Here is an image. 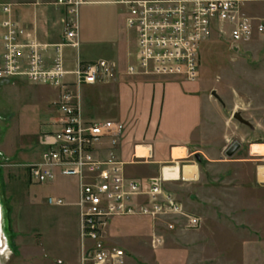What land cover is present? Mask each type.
<instances>
[{"label": "rangeland", "instance_id": "rangeland-1", "mask_svg": "<svg viewBox=\"0 0 264 264\" xmlns=\"http://www.w3.org/2000/svg\"><path fill=\"white\" fill-rule=\"evenodd\" d=\"M240 1L244 13L256 20L264 19V0ZM2 5L0 1L1 10ZM142 76L183 77L157 73ZM177 82L183 83V88L187 87L185 84L200 88L205 108L206 93L212 96L216 90L226 103V121L230 126L224 140L227 129L221 128L219 148L199 151L200 162L192 156L168 161L161 167L199 164L196 178L166 182L164 189L175 193L201 223L195 228L185 227L188 231L180 237L166 227L165 219H116L106 239L140 264H262L264 183H258L256 178L264 167V152L253 153L252 147L259 145L264 150V34L242 42L236 49L231 47L227 34L215 33L201 48L198 80ZM50 86L20 78L0 85V203L6 218L0 224V245L9 243L10 247L0 264H56L57 256L71 259L77 255L78 210L80 218L81 215L79 206L78 209L73 203L78 200L79 179L60 174L55 181L42 185L29 178L30 165L46 149L47 134L56 128L59 119L58 95ZM175 92L174 89L170 94L176 100L172 103L176 110L185 104V95L181 98ZM234 112H241L254 128L237 121ZM234 141L242 146L233 157H228L225 152ZM146 166L149 168H145V173L162 174L161 168L157 171L149 164ZM57 198L64 203L55 204L52 199ZM158 238L162 242L155 243ZM168 254L177 257L170 261ZM159 258L164 260L160 263Z\"/></svg>", "mask_w": 264, "mask_h": 264}, {"label": "built area", "instance_id": "built-area-1", "mask_svg": "<svg viewBox=\"0 0 264 264\" xmlns=\"http://www.w3.org/2000/svg\"><path fill=\"white\" fill-rule=\"evenodd\" d=\"M87 0H57L66 11L63 41L51 46L48 66L44 49L35 39L24 41L23 31L12 17V7L2 5L7 17L0 44V78H26L34 84L52 85L60 91L56 104L59 119L49 132L46 149L29 167L34 184L56 179L58 173L80 181L78 206L84 241L81 264H126L127 252L106 239L114 218L151 217L166 220L175 230L182 223L195 228L201 220L186 211L177 197L164 189V174L145 182L128 179L116 154L124 135L118 120H86L82 116L76 87L109 83L116 79L117 66L107 59L79 62L66 69L64 48L79 46L78 14ZM128 7L127 24L137 37L135 52L126 67L129 75L169 74L195 81L200 76L201 48L217 32L227 34L232 48L264 34V19L256 20L242 11L240 0H116ZM73 75V79L68 76ZM144 147V146H143ZM135 153V159L147 160ZM146 196L140 203L138 198ZM55 204L63 199H52ZM154 242H161L158 238Z\"/></svg>", "mask_w": 264, "mask_h": 264}, {"label": "crops", "instance_id": "crops-1", "mask_svg": "<svg viewBox=\"0 0 264 264\" xmlns=\"http://www.w3.org/2000/svg\"><path fill=\"white\" fill-rule=\"evenodd\" d=\"M0 1L2 4L12 7V17L18 21L23 31L22 38L24 41L27 42L35 39L41 44L50 46L44 49L46 62L50 66L52 57L51 46L62 42L64 38L65 8L58 5L57 0ZM6 17L7 15L0 9L1 34L3 33L2 21ZM127 17L128 7L118 4L116 0H87L81 6L78 14L80 25L79 46H66L64 48V58L68 70H75L79 62L100 59H107L116 64L118 76L115 81L110 83L82 84L76 87V93L79 96L84 119H113L124 124V135L116 148L117 157L123 162V172L128 179H140L145 182L149 177L158 176V168H161L168 161L189 159L192 156L196 157L199 151L215 149L213 147L219 148L222 144L218 140L219 132L223 131L221 129L223 126L226 127L227 131L225 130L223 133L224 140L230 132V126L226 121V106H223L213 94L211 96L206 93V102L208 104L206 108L203 107L204 104L201 98L202 90L200 88L192 84H185L187 87L183 88V83L177 82V79L186 81V78H148L142 75L127 74V64L131 55L135 52L137 45L136 34L128 27ZM68 78L72 80L74 77L73 75H69ZM13 79L9 80L12 81ZM20 79L27 80L26 78ZM197 80L191 82H196ZM50 87L57 92L58 100L60 91L54 86ZM181 88L183 89L182 91ZM174 89L178 96L181 95V98L185 95L183 97L185 104L177 107L176 110L172 107V103L176 100L173 99L174 95L170 94H173ZM143 146L150 148V158L147 160L135 159V153L139 155L147 154V148ZM140 148L143 149L141 151L143 153H140ZM148 164L151 169L157 170V174L145 173L144 170L148 167L146 166ZM138 166H142L144 169L138 170ZM186 167H190V170L186 171ZM194 167L199 170L198 163L181 166L184 172L182 175L185 178L181 180L188 181L196 178L197 174L195 173ZM162 170L163 168L160 169L161 173ZM262 170H264V167L261 168V173L257 175L256 179L258 183H264V179L263 181L260 179L261 175L264 177V171L262 172ZM60 174L62 173H58V175ZM56 179L52 180V182ZM170 181L180 180H169L167 183ZM77 194L79 200L80 184ZM78 200L73 203L77 208ZM138 201L144 203L147 201V198L141 195ZM181 203L185 206L183 201ZM0 206L2 208L1 203ZM0 216L1 223L4 224L6 218L2 210ZM124 218L146 217L130 216L114 218L108 229L116 225V223H113L114 220ZM78 223L79 239L77 255L71 259H64L62 256H57L55 258L56 264L80 263L83 255L84 241L81 237L79 210ZM174 231L181 237L183 235L181 233L187 232L188 230L185 229L182 223ZM7 234L8 237L6 238H8V241L10 240V234ZM42 240L41 245L43 246L42 249H44ZM5 246H9V243H5ZM173 257L176 258L177 256L168 254L167 259L171 261ZM247 259L250 260L249 258ZM247 259L245 258L246 261ZM162 260L164 258L157 259L160 263ZM42 263H45V261ZM126 264H140V262L128 256ZM193 264L200 263L195 262ZM262 264H264V237H262Z\"/></svg>", "mask_w": 264, "mask_h": 264}, {"label": "bare ground", "instance_id": "bare-ground-1", "mask_svg": "<svg viewBox=\"0 0 264 264\" xmlns=\"http://www.w3.org/2000/svg\"><path fill=\"white\" fill-rule=\"evenodd\" d=\"M262 146L264 148V145H262ZM252 149H253V153H263L264 152V150L261 149L259 145H253ZM189 170H190V167H186V171H189ZM162 173L164 174V176L167 180H181L182 178L185 179L184 175H182V173L184 174V172L182 171L181 166L179 164L164 166ZM195 173L197 174V168L195 169ZM187 176H188V174H187ZM263 179H264V177L261 175V180H263ZM0 214H1V209H0ZM1 221L2 220H1V216H0V224H1ZM0 242H2V239H0ZM9 250H10L9 246L0 245V260L3 256L6 255V253H8Z\"/></svg>", "mask_w": 264, "mask_h": 264}, {"label": "water", "instance_id": "water-1", "mask_svg": "<svg viewBox=\"0 0 264 264\" xmlns=\"http://www.w3.org/2000/svg\"><path fill=\"white\" fill-rule=\"evenodd\" d=\"M236 49H238V47H236ZM10 82L9 79L7 78H0V85H6ZM213 96H215L221 103L223 106H226L225 101L223 100V98L218 94V92L216 90L212 91ZM233 117L239 121L240 123L247 125L251 128H254V125L252 124V122H250L248 119H246L241 112H234L233 113ZM241 143L239 141H234L226 150V155L228 157H233L234 154L239 151V149L241 148ZM196 158L201 161L202 157L201 155L198 153L196 154Z\"/></svg>", "mask_w": 264, "mask_h": 264}, {"label": "flooded vegetation", "instance_id": "flooded-vegetation-1", "mask_svg": "<svg viewBox=\"0 0 264 264\" xmlns=\"http://www.w3.org/2000/svg\"><path fill=\"white\" fill-rule=\"evenodd\" d=\"M1 207V206H0ZM1 209V208H0ZM2 222V221H1Z\"/></svg>", "mask_w": 264, "mask_h": 264}]
</instances>
